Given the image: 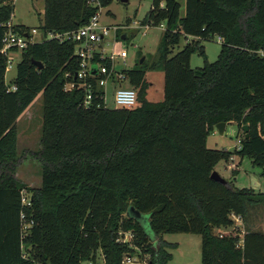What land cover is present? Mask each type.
Returning a JSON list of instances; mask_svg holds the SVG:
<instances>
[{"label":"trees","instance_id":"trees-1","mask_svg":"<svg viewBox=\"0 0 264 264\" xmlns=\"http://www.w3.org/2000/svg\"><path fill=\"white\" fill-rule=\"evenodd\" d=\"M180 7L179 0H151L145 22L165 26L159 56L120 72L125 86L137 89L146 69L161 70L163 98L137 93L130 109L105 107L103 90L84 107L82 87L65 89L79 61L70 40L28 44L8 85L0 53V264H98L99 256L103 264H121L133 248L116 241L120 230L132 231V245L151 252V264L171 258L164 232L198 233L200 264H264V230L214 233L236 228L232 215L247 223L254 208L264 207V192L210 178L234 155L260 167L264 178V0H185L183 15ZM13 9L11 0H0V49ZM96 10L88 0H44L39 27L76 29ZM213 35L222 38L217 58L192 68V53L203 54L201 39ZM182 38L188 41L175 51ZM11 85L16 89L7 90ZM38 93L41 183L27 205L15 177V122ZM221 121L248 126L232 151L206 147ZM129 207L139 219L125 215Z\"/></svg>","mask_w":264,"mask_h":264},{"label":"rangeland","instance_id":"rangeland-1","mask_svg":"<svg viewBox=\"0 0 264 264\" xmlns=\"http://www.w3.org/2000/svg\"><path fill=\"white\" fill-rule=\"evenodd\" d=\"M179 2L181 5L180 13L183 15L185 0H179ZM13 3L14 9L11 16L13 24H25L29 28L39 27L44 0H15ZM150 3L151 0H127L126 2L112 0L109 4L100 6V24L109 28L108 35L105 36L106 40L104 39L101 43L102 47L108 52L124 49L127 53L124 61L116 60V70L142 67V64L147 67L153 62L152 60L158 58L159 46L165 26L164 23L162 25L150 24L146 30L144 29L147 24L145 17ZM122 35H125V38H121ZM187 41L182 38L179 46L174 50H178ZM200 44L203 54L198 50L192 53L189 62L192 68L201 67L206 62H213L219 54L221 42L218 35L201 39ZM9 57L12 58V66L5 73V83L7 85L12 84L15 77L20 51L9 52ZM142 57L143 61L140 63ZM123 85L126 84L123 83ZM162 88V71L146 69L144 86L137 88L136 91L140 98L159 101L163 98ZM103 90L105 92V106L114 108V83L108 81L103 86ZM41 123L42 94L38 93L15 122L18 157L15 177L25 186L23 192L25 202L30 198L31 190L38 188L41 183V162L36 157L37 152L41 148ZM242 133V128L236 122H227L222 134L218 133L214 128V131L207 136L206 147L232 151L238 147V141L242 138ZM215 170L223 178L231 181L235 187H250L255 192H264V178L260 175L261 168L252 164L246 157L240 158L234 155L231 160L217 163ZM125 215H128L127 211ZM251 216L252 214L249 218ZM254 219V227L264 229V207ZM237 227L215 229L214 233H230L239 229L242 234L247 229L246 223H239ZM151 237L153 244L156 246L159 242L158 236L152 235ZM160 238L164 241L165 250L171 255L170 260L166 264H200L201 236L198 233L164 232L160 235ZM97 262L98 264L101 262L100 256Z\"/></svg>","mask_w":264,"mask_h":264},{"label":"built area","instance_id":"built-area-1","mask_svg":"<svg viewBox=\"0 0 264 264\" xmlns=\"http://www.w3.org/2000/svg\"><path fill=\"white\" fill-rule=\"evenodd\" d=\"M13 1L15 0H11L12 3ZM88 3L92 6H97V10L94 14L90 16L85 24L76 29L64 32L47 31L44 33L40 27L29 28L26 31H19L13 28V25L15 24H13L11 19L6 23H3L2 25L5 27V31L1 40L2 45L0 53L7 57L5 71L12 66V58L9 57V52L11 51L21 52L28 46V44L41 42L45 39H55L59 42L70 40L74 42V55L79 61L78 69L73 76V80L67 81L65 89H69L73 86L82 87L84 91L82 105L84 107H89L93 98L97 96L99 90H103V86L108 81H112L114 83V108H133L137 105V91L134 88L123 85L125 81L123 74L120 70L115 69L116 60L124 61L127 57V53L124 49L119 51L111 50L108 52L102 47L101 43L104 41L105 36L108 35L109 28L100 24L99 2L97 0H88ZM160 5H163L162 2ZM160 25H162V23ZM148 26L149 24H146L144 29L146 30ZM218 37L221 42L222 38L220 36ZM101 60H106L107 64L101 63ZM67 75L68 74H66V76ZM15 89L16 87L14 85L7 88V90ZM104 94L105 92L103 90V96ZM103 105L105 106L104 99ZM239 144L240 140L238 141V147ZM24 190L25 189L21 191L22 203L29 205V199L26 202L24 201ZM232 218L235 220V224L237 221L241 220L239 216L235 215H232ZM29 225V223H24L22 232L25 233ZM133 235L132 231L128 230H120L118 232L116 241L120 243H128L133 248V252L123 255L121 264H151L152 253L133 246ZM100 258L101 262L99 264H103L102 256H100ZM86 264H92V262L89 261L86 262Z\"/></svg>","mask_w":264,"mask_h":264},{"label":"water","instance_id":"water-1","mask_svg":"<svg viewBox=\"0 0 264 264\" xmlns=\"http://www.w3.org/2000/svg\"><path fill=\"white\" fill-rule=\"evenodd\" d=\"M121 2H126L127 0H120ZM121 38H125V35H122ZM143 61V57L140 59V63ZM33 63L36 65L37 69H41L42 68V64L39 61H33ZM225 124L226 122H218L215 124V129L218 131V133L222 134L225 128ZM248 126L247 124L242 125V131L245 133V136H247V131ZM210 178L212 180L221 182V183H225L226 179L223 178L216 170H213L210 174ZM127 214L129 217H133V218H140V214L139 212H137L136 210H134L133 207H129L127 210Z\"/></svg>","mask_w":264,"mask_h":264},{"label":"crops","instance_id":"crops-1","mask_svg":"<svg viewBox=\"0 0 264 264\" xmlns=\"http://www.w3.org/2000/svg\"><path fill=\"white\" fill-rule=\"evenodd\" d=\"M25 25V24H24ZM26 26H28V25H26ZM225 126H226V124H225ZM262 209V207L261 208H254L253 209V211H252V216H253V218H252V216L248 219V221H247V223H246V226L248 227V228H250V229H256V230H264V229H259V228H256V227H254V222H255V216H257L258 215V213H259V211ZM252 218V219H251ZM258 218V217H257ZM251 220V221H250ZM239 223H243V220H240V221H237V226H238V224ZM245 223V222H244ZM253 225V226H252ZM243 233H244V231H243Z\"/></svg>","mask_w":264,"mask_h":264}]
</instances>
